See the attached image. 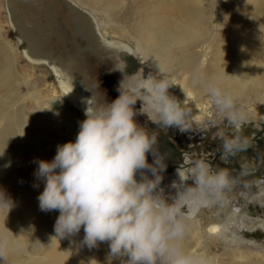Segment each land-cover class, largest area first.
Returning a JSON list of instances; mask_svg holds the SVG:
<instances>
[{"label":"bare ground","instance_id":"6f19581e","mask_svg":"<svg viewBox=\"0 0 264 264\" xmlns=\"http://www.w3.org/2000/svg\"><path fill=\"white\" fill-rule=\"evenodd\" d=\"M79 1L81 5L97 12L101 9L108 11L111 3L115 4L121 0ZM68 3L71 6L69 12L76 17L74 20H77L74 24L77 32L90 42L89 45L84 48L69 46L70 38L76 34L71 31L70 19L59 18L57 22L63 26L51 37L40 38L39 43L43 47L41 52H35L34 48L29 46L22 50V54L31 64L45 65L51 71L59 89L67 96L63 99L84 114L89 100L92 99L98 104L103 101L95 89L97 81L90 75L88 54L99 50L104 54V61L113 66L112 71L115 74L122 68L120 57L134 54L135 51L128 44L104 41L92 14L72 1ZM202 3L203 0H167L153 8L161 16L146 14L140 23L131 26L129 32L134 34L150 63L162 73L171 71L169 64L171 67H189V70L184 69L186 76L179 82L184 89L187 88L188 94L193 91L190 78L201 74L218 82L221 88L234 97H242L244 85L258 84L253 95L254 100H258L259 93L264 92V0H229L225 4V22L217 33L213 32L214 29L211 30L210 17ZM101 5L103 7H100ZM228 13L233 14L232 17H229ZM11 21L12 28H20L12 17ZM219 32L221 35L216 42ZM48 46L54 49L60 59L64 56L71 59L73 55L74 60H70L69 65L62 68L46 49ZM175 48L176 54L173 53ZM211 50L212 59L209 58L207 62L206 58ZM11 54V48L1 41L0 153L3 152V155H0V191L11 199L13 207L7 215L0 211V237H6L8 240L6 259H0V264H91L93 260L97 264H109L108 242H98L97 247L89 249L82 243L83 227L75 236L58 238L54 225L59 212H43L39 209L37 197L42 193L45 181L35 175L38 164L32 165V161L51 162L56 152H47L45 145L36 143L37 137L27 132L29 127L32 131V125L39 123L41 117L46 115L45 112L38 115V122L30 124L25 119L21 107L11 109L18 101V95L13 90L19 79L14 73ZM173 81L177 79L174 78ZM34 98L40 99L38 95ZM50 105L51 110L57 111L55 108H62L64 101L53 99ZM173 184L177 187H173ZM187 188L174 177L163 194L178 197V194L185 192ZM260 197L264 204V191ZM203 206L206 205L199 208ZM196 211H193L191 217ZM230 226L239 229L244 227L250 231L261 228L264 231V220L234 216ZM209 231L221 236L225 232L219 225L211 226ZM198 232L199 226H195V233H188L183 242L185 251L190 247V238ZM232 234V242H242ZM233 259L232 256L224 257L219 264H250L247 260L229 263ZM127 260L128 257L123 256L112 259L111 264H126Z\"/></svg>","mask_w":264,"mask_h":264},{"label":"clouds","instance_id":"9594fccd","mask_svg":"<svg viewBox=\"0 0 264 264\" xmlns=\"http://www.w3.org/2000/svg\"><path fill=\"white\" fill-rule=\"evenodd\" d=\"M160 76H141L127 87L122 81L120 95L110 104L89 100L75 142L57 146L51 162H37L35 175L45 181L37 197L39 209L59 212L54 225L56 237L75 236L83 227L82 243L89 249L97 247L98 242L109 243V264L123 256L128 257L126 264H207L184 250L189 233L186 221L201 205L225 203V193L236 182L227 168L213 171L201 159L193 162L189 175L178 174L181 182L192 179L194 187L178 194L171 204L163 189L157 191L162 180L159 173L165 167L156 156L157 136L137 125L133 106L141 101L140 113L161 127H177L181 132L191 128L190 109L169 95L173 85L168 77ZM191 86L203 90L229 127L242 129L245 112L236 107L235 97L218 82L193 75ZM218 139L222 161L246 151L249 144L242 135L229 136L223 131ZM148 153L156 156L153 164L147 162ZM143 170L151 172L154 179ZM12 207L11 199L0 191V211L7 215ZM7 251L8 240L0 237V259H6Z\"/></svg>","mask_w":264,"mask_h":264},{"label":"rangeland","instance_id":"374dc122","mask_svg":"<svg viewBox=\"0 0 264 264\" xmlns=\"http://www.w3.org/2000/svg\"><path fill=\"white\" fill-rule=\"evenodd\" d=\"M68 1H72L92 14L104 41L110 40L128 44L135 53L126 56L130 57L131 61L136 62L137 69L141 74L146 72L158 79L161 78L160 74L168 76L173 85L168 89L169 95L178 100L182 107L191 111L189 120L191 128L189 130L181 132L177 127H172L176 145L186 160L204 157L210 160L206 162L211 165L213 171L219 168H227L230 175L236 180L231 190L225 193V203L203 206L186 221L191 233H195V226H199V232L196 235L193 234L194 236L188 242L190 247L186 250L187 253L198 255L206 260L207 264H219L221 259L229 256L234 257L229 263L247 260L250 264H264V231L261 228L250 231L248 228L239 229L230 226V221L234 216L264 220V204L260 201V194L264 191V92L259 93L258 100H254V89L258 88V84L248 83L244 85L242 97H235V104L237 108L245 112L247 119L241 130H235L228 126L227 120L210 103L209 97L202 89H193L194 92L188 94L187 88L184 89L183 86L179 85V82L186 76L183 72L189 70V67L187 69L181 67L182 65L171 67L169 64V68H172L169 73L159 72L150 63L148 56L144 54L134 34L129 32L131 26L140 23L146 14L148 16H161L153 8L157 5L160 6L167 0H121L115 4L111 3L108 11L101 9L97 12L88 6L81 5L79 0ZM228 2L229 0H203L202 7L206 9L205 11L210 17L211 30L214 29V33L220 31V26L225 22L227 13L225 4ZM70 8L64 0H0V42L3 41L11 48L14 73L19 76L14 87L15 90H13L18 95V101L11 109L21 107L25 119L30 124L38 122V115L45 112L46 115L41 117L39 123L32 125V131L29 127L27 132L34 134L38 139L36 143L40 142L45 145L47 152L50 150L56 152L57 146L65 143H74L79 132V125L86 117L76 107L69 105L66 99H63L67 96L59 89L51 71L45 65H34L26 61L22 50L26 49L27 45L30 46L26 34L32 37L29 41L33 43L34 50L41 52L40 49L43 47L40 46L42 45L39 43L40 38L45 35L47 38L51 37L60 26H63L57 22L59 18L61 20L63 18L70 19L69 23L72 25L76 17L69 12ZM232 11L234 12L233 9ZM232 15L229 14V17ZM11 17L15 19L20 28H12ZM191 27L194 26L191 25ZM71 31L76 36L70 38L69 46H82L84 48L89 45L90 42L81 37L73 26H71ZM220 35L219 32L216 42ZM46 49L50 51L55 60H60L59 55L56 56L52 47L48 46ZM176 52L177 48L173 49V53L176 54ZM211 52L212 50L209 51L210 54L206 58L207 62L209 58L212 59ZM91 57L88 54L87 58L90 65L93 63V66L98 68L101 64L102 69L104 68L99 72L100 74L97 72L98 77L110 78L113 76L111 72L113 66L109 64L110 62ZM65 59L66 56L62 60ZM60 63L66 67L69 64L67 61ZM187 76L189 77L190 74ZM174 78L177 81H173ZM92 79L96 80L93 77ZM95 89L97 88L95 87ZM97 93H100L101 98H106L104 91L98 90ZM36 95L39 96V100L34 98ZM53 99H62L64 101L63 107L55 108L57 111L51 110L50 101ZM221 131L229 136L242 135L247 140L252 138L254 142L252 166L251 160L244 155H238L237 160L234 157L227 161L220 159L218 154L220 150L213 148L220 141L218 133ZM203 140H206L207 146L196 149L198 147L196 143ZM191 144L194 146L190 148L189 145ZM31 156L33 157V155ZM32 162V165L38 164L37 161ZM247 162L249 163L248 166ZM176 163L181 164V161ZM227 163L230 164V167ZM183 169L181 168L185 172ZM189 170L186 175H189ZM182 171H179L181 176H183ZM192 181L189 179L187 182L191 183ZM164 197L169 204L177 198L166 194ZM185 211L187 212L188 209L185 208ZM213 225L223 227L224 235L211 233L209 228ZM230 234L242 242H232Z\"/></svg>","mask_w":264,"mask_h":264},{"label":"flooded vegetation","instance_id":"af4514ba","mask_svg":"<svg viewBox=\"0 0 264 264\" xmlns=\"http://www.w3.org/2000/svg\"><path fill=\"white\" fill-rule=\"evenodd\" d=\"M91 58H95V57L92 56ZM120 59L122 61L121 62L122 68H121L120 72L114 74L113 71L111 70L113 76H111L110 78H108V77L105 78L104 76H99V77L97 76V74L104 69V68L102 69L103 66L101 64H99L98 68L94 67L93 63L91 65V76L93 78H96V81H97L96 86L98 85L97 89L104 91L106 94L105 95L106 98L104 99V97H102L103 101L100 104H103V103L110 104L115 99L118 98V96L120 95L119 88H120L122 81H124V86L127 87L131 84L138 82L141 79V76H142V78H145V79L148 77V74L146 72L141 74L138 71L137 66H136V62L131 61L130 57L121 56ZM115 75L119 78L117 79ZM132 76H134V77H132ZM130 77H132V78H130ZM102 82H103V85H102ZM99 95H100V93H99ZM95 103L98 104L97 102H95ZM141 107H142V102L137 100L136 104L133 106L134 112H136L137 114L133 117V119L137 123L138 126L146 129L149 133H155L157 136V143L154 146L156 156L161 158V161H162L163 165L165 166L164 170L159 173L162 177V180L158 186L157 191H159V189H163V192H164L165 190H167L169 183H170V180H172L174 177H176L178 180H180V177H179L180 173H178V172L182 171L181 168H184L183 170L185 171V172L182 171L183 172L182 175L186 176V173L188 172V170L191 169V167L193 166L194 161L201 160V159H203L205 161H210V160L205 159L203 157L201 159H195V160H188L187 159L188 160V162H187L186 158L181 153V150L176 145L173 128L172 127L164 128V127H161L157 124H154L148 118V116L146 114L140 113ZM248 142H249V144H248L247 150L238 152L236 154V156H234V159L237 160L238 155H244V156L248 157V159L251 160V166H252L253 162H254V151H253L254 142L252 141V138L248 139ZM189 146L191 148L194 146V144H191ZM196 146H198L196 149L201 148V147H206L207 142H206V140L198 141L196 143ZM213 149L221 151V141H219L217 146ZM218 154L220 155L221 153L219 152ZM156 156H154L152 153H148L147 154V162L149 164H153ZM180 161H181V164L176 163V162H180ZM248 164L249 163L247 162V166H248ZM227 165H229V167H230L229 163H227ZM143 172L145 175H147V177L149 179H154L152 173L149 172L148 170H143ZM136 179L138 181L140 180V173L139 172L137 173ZM187 181H189V180H187ZM187 181H184L182 183L184 185H186L187 187H194L193 181L191 183L190 182L188 183ZM163 195L165 196V194H163ZM199 209L200 208L197 207L195 210H199Z\"/></svg>","mask_w":264,"mask_h":264},{"label":"water","instance_id":"95a60500","mask_svg":"<svg viewBox=\"0 0 264 264\" xmlns=\"http://www.w3.org/2000/svg\"><path fill=\"white\" fill-rule=\"evenodd\" d=\"M65 2H67L68 3V0H64ZM69 4V3H68ZM70 6V5H69ZM71 7V6H70ZM77 23V20H74L73 21V23H72V26L76 29V31H77V27L74 25V24H76ZM26 37H27V40H28V44L30 45V47H34V45H33V43L31 42V41H29V40H31L32 39V37L31 36H29V35H25ZM47 35H45L44 36V38L46 37ZM26 39V38H25ZM87 40V39H86ZM31 42V43H30ZM74 46V45H73ZM27 47H29L28 45H27ZM38 47H39V45H38ZM35 51H37V50H35ZM100 55V56H97V55ZM90 55L91 56H93V57H95V58H99V59H101V60H103L104 61V54L103 53H101L99 50H95L94 52H92V53H90ZM127 57V56H126ZM74 57H73V55H72V57H71V59L68 57V56H66V59L65 60H62V59H60V60H55V58H53L54 59V61H58L57 63H59L60 64V66L62 67V68H64V67H66V66H63V64H61L60 62H66L67 61V63H70V60H74L73 59ZM90 63V62H89ZM69 65V64H68ZM67 65V66H68ZM90 75H91V73H90ZM91 78H92V76H91ZM92 82V81H91ZM79 87L83 90V88L81 87V85H79ZM95 87H96V85H95ZM86 93V92H85ZM86 95H87V93H86ZM88 96V95H87ZM90 99H91V96H90Z\"/></svg>","mask_w":264,"mask_h":264}]
</instances>
